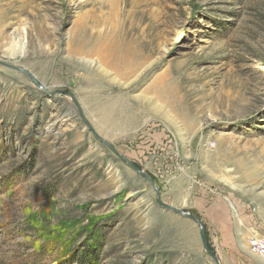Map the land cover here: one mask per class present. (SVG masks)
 Returning a JSON list of instances; mask_svg holds the SVG:
<instances>
[{"label":"rangeland","instance_id":"374dc122","mask_svg":"<svg viewBox=\"0 0 264 264\" xmlns=\"http://www.w3.org/2000/svg\"><path fill=\"white\" fill-rule=\"evenodd\" d=\"M159 198L264 264V0H0V264H215Z\"/></svg>","mask_w":264,"mask_h":264},{"label":"water","instance_id":"95a60500","mask_svg":"<svg viewBox=\"0 0 264 264\" xmlns=\"http://www.w3.org/2000/svg\"><path fill=\"white\" fill-rule=\"evenodd\" d=\"M107 146L109 147V149H111L112 152H114L118 157H120L121 159H123L125 162H127L128 164L131 165L130 161L124 157H122L115 149L113 146H111L110 144H107ZM136 170V169H135ZM138 173H140L141 175L145 176L146 178L149 179V181L152 183V185L156 188L154 182L147 177L143 172L136 170ZM157 189V188H156ZM157 195L160 197V192L157 190ZM158 203L159 205L168 211H171L177 215H180L182 217H185L191 221H193L198 227H199V231H200V238L203 244V247L205 249V251L208 253V255L211 257V259L215 262V264H221L219 258L217 257V255H215V253H213L210 248H209V244H208V235H207V231L205 228V225L203 223V221L200 219L199 216L189 212V211H185V210H179L176 209L174 207L168 206L163 204V202L160 200V198L158 199Z\"/></svg>","mask_w":264,"mask_h":264},{"label":"built area","instance_id":"2783aa9c","mask_svg":"<svg viewBox=\"0 0 264 264\" xmlns=\"http://www.w3.org/2000/svg\"><path fill=\"white\" fill-rule=\"evenodd\" d=\"M251 252L264 260V232L261 235H255L248 241Z\"/></svg>","mask_w":264,"mask_h":264},{"label":"trees","instance_id":"16d2710c","mask_svg":"<svg viewBox=\"0 0 264 264\" xmlns=\"http://www.w3.org/2000/svg\"><path fill=\"white\" fill-rule=\"evenodd\" d=\"M86 260H88V256H90L89 254H86ZM85 260V259H84ZM84 260H83V263L82 264H84ZM72 263V262H71Z\"/></svg>","mask_w":264,"mask_h":264},{"label":"crops","instance_id":"0c3cea01","mask_svg":"<svg viewBox=\"0 0 264 264\" xmlns=\"http://www.w3.org/2000/svg\"><path fill=\"white\" fill-rule=\"evenodd\" d=\"M240 223H242V220L239 221ZM237 223V222H236ZM248 248H249V245H248ZM249 251L251 252L250 248H249ZM252 253V252H251Z\"/></svg>","mask_w":264,"mask_h":264}]
</instances>
